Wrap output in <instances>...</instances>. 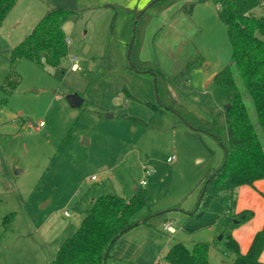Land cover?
I'll return each instance as SVG.
<instances>
[{
	"label": "rangeland",
	"instance_id": "1",
	"mask_svg": "<svg viewBox=\"0 0 264 264\" xmlns=\"http://www.w3.org/2000/svg\"><path fill=\"white\" fill-rule=\"evenodd\" d=\"M139 1L53 0L78 12L64 24L67 57L57 66L23 58L19 84L11 93L0 89V264H51L93 198L130 196L142 187L141 179L148 183L143 187L152 213L145 208L138 217L150 219L117 240L115 246H124L129 257H109L106 264H152L155 254L164 257L177 241L189 248L207 241L208 264H232L228 233L239 238L241 249L250 243L248 220L237 223V210L249 206L256 223H264V192L251 185L239 187L231 202L215 198L196 214L203 182L222 163L224 148L211 134L192 135L175 111H155L149 104L158 101L155 78L131 67L128 55ZM24 2L0 31V85L10 70L11 49L47 11L43 0ZM183 2L149 8L153 16L141 57L166 71L173 97L212 119L217 105L228 100L229 91L214 76L232 63V46L213 1L197 3L192 14L180 9ZM196 53L202 63L187 84L177 83L174 75ZM235 76L247 96L237 71ZM76 92L85 99L79 107L68 100ZM247 103L256 120L253 103ZM172 155L176 159L168 162ZM169 222L175 231L164 229ZM137 230L141 234L134 237Z\"/></svg>",
	"mask_w": 264,
	"mask_h": 264
},
{
	"label": "trees",
	"instance_id": "2",
	"mask_svg": "<svg viewBox=\"0 0 264 264\" xmlns=\"http://www.w3.org/2000/svg\"><path fill=\"white\" fill-rule=\"evenodd\" d=\"M17 1L0 0V27ZM43 1L47 5L46 13L33 32L10 51V70L0 85L6 93H11L20 82L17 66L21 59L28 58L42 66H57L68 55L69 41L64 24L78 12L73 8L59 7L53 0ZM178 1L151 0L150 3L155 11H161ZM207 1L217 5L232 46V63L214 76L215 82L229 91V109L225 108L226 103L212 119H205L195 115L169 93L166 71L157 61L141 57L146 26L153 16L149 9L144 13L142 9H134V28L128 51L130 66L151 73L155 78L158 101L149 102L155 111H175L191 127L189 132L192 135L201 138L202 133L211 134L224 148L222 163L203 182L196 211L198 216L208 209L213 199L231 202L239 187L254 186L257 180L264 179V0H185L180 9L192 14L197 3ZM202 58L199 53L189 58L174 75V80L187 84ZM235 71L240 74L247 96L239 87ZM247 99L254 105L256 120L251 115ZM225 207L227 211L229 205ZM145 208L152 213L148 192L143 186L129 197L118 194L97 197L78 229L62 242L51 264H106L117 240L150 219V214L138 217ZM244 214L245 218H242ZM251 217L250 212L244 211L237 219L242 222ZM226 243L234 254L232 264H264L260 258L264 251V225L255 233L246 252L230 233ZM210 249L211 243L207 241H198L192 248L177 241L155 264H208Z\"/></svg>",
	"mask_w": 264,
	"mask_h": 264
},
{
	"label": "crops",
	"instance_id": "3",
	"mask_svg": "<svg viewBox=\"0 0 264 264\" xmlns=\"http://www.w3.org/2000/svg\"><path fill=\"white\" fill-rule=\"evenodd\" d=\"M24 1H31V0H18L17 1V3L15 4V6L12 8V10L9 12V14L7 15V17H6V19H5V22H4V24L0 27V31H2V29L4 28V26L6 25V23H8V21H9V17H10V14L11 13H13V12H15L16 11V9H18L19 8V5H21V6H25V5H22L23 3H25ZM150 1L151 0H140L139 2L140 3H142L141 5H137L136 6V8L137 9H142V6H144L146 3H150ZM182 1H185V0H182ZM15 9V10H14ZM13 11V12H12ZM12 15V14H11ZM142 52H143V48H142V50H141V55H142ZM169 90H170V92H172V90L170 89V87H169ZM173 90H174V88H173ZM225 104H222V105H217V109H216V112H217V110L218 109H220L222 106H224ZM196 115V114H195ZM198 116V115H197ZM198 117H200V116H198ZM202 118H204V117H202ZM206 119V118H205ZM42 121V120H41ZM44 122V121H43ZM45 124V123H44ZM43 127H44V125H43ZM39 130V129H38ZM92 179L93 180H97V178L95 177V175H92ZM142 180V179H141ZM141 180H140V184H141ZM148 184V183H147ZM141 186H143L142 184H141ZM244 186V185H243ZM255 187H257L261 192H264V179H261V180H257L256 182H255V185H254ZM138 188V186H136L135 187V190ZM135 190L133 191V193L135 192ZM131 196V195H130ZM126 197H129V196H126ZM94 199H96V198H93L91 201H90V205H89V207H88V209H87V211L89 210V208H90V206H91V203L94 201ZM238 212H237V214H239V213H241V212H244V211H248V212H250L251 214H252V212H253V208H250L249 206H242V207H240L238 210H237ZM66 215V214H65ZM66 216H70V215H66ZM84 216V215H83ZM83 218V217H82ZM247 229H249V240H250V243H251V241H252V239H253V237H254V235H255V233L258 231V230H260L262 227H263V225H264V223L263 222H258V223H256V218H254L253 217V214H252V217L248 220V222H247ZM165 226H166V224L164 225V229L165 230H167L166 228H165ZM134 228V227H133ZM174 228H175V226H174ZM77 230V229H76ZM175 230H176V228H175ZM146 233V235H150V237H156L157 235V232H155V231H147V232H145ZM141 234V230H137L136 232H135V234L133 235L134 237H136V236H138V235H140ZM235 237L237 238V240L239 241V238L235 235ZM68 238V237H67ZM65 240V239H64ZM63 240V241H64ZM62 241V242H63ZM250 243H249V245H248V248H249V246H250ZM62 244V243H61ZM60 244V245H61ZM123 248H124V246H122V245H116L114 248H113V250H112V253H111V256H109V257H112L113 259H115V260H117V259H119L121 256H124V257H129L128 256V254H124V252L122 251L123 250ZM248 248L247 249H245V248H243L242 249V251L243 252H246L247 250H248ZM115 249H117V253H115ZM245 249V250H244ZM162 257H157L156 256V254L154 255V257L151 259L152 261H151V263L152 264H155L158 260H160ZM260 258H261V260L262 261H264V251L262 252V254H261V256H260ZM154 260V261H153ZM154 262V263H153ZM134 263H138L137 261H130V264H134ZM140 264V263H139Z\"/></svg>",
	"mask_w": 264,
	"mask_h": 264
},
{
	"label": "water",
	"instance_id": "4",
	"mask_svg": "<svg viewBox=\"0 0 264 264\" xmlns=\"http://www.w3.org/2000/svg\"><path fill=\"white\" fill-rule=\"evenodd\" d=\"M151 3L146 7V8H144L143 10H142V13H144L145 11H147L150 7H151ZM68 100H69V102H70V104L72 105V106H74V107H79V106H81L82 104H83V102H84V98L81 96V94H79L78 92H76V93H72V94H69L68 95ZM225 108L226 109H229L230 108V104L229 103H227L226 105H225ZM88 140H86V142H87ZM212 178V176L207 180V181H209L210 179ZM204 191H205V188L203 189V192H202V194L204 193ZM242 218H245V214L242 216ZM237 223H239L240 222V220H237L236 221Z\"/></svg>",
	"mask_w": 264,
	"mask_h": 264
},
{
	"label": "built area",
	"instance_id": "5",
	"mask_svg": "<svg viewBox=\"0 0 264 264\" xmlns=\"http://www.w3.org/2000/svg\"><path fill=\"white\" fill-rule=\"evenodd\" d=\"M44 125V122L43 121H40L39 124L37 125V129H40V127H42ZM176 159V155H172V156H169L167 158V161L168 162H173L174 160ZM141 184L143 186L147 185V180L146 179H142L141 180ZM66 215H69L68 212L65 213ZM165 228L168 230V231H175V228H174V225H173V222H169L166 224ZM134 264H139V263H134Z\"/></svg>",
	"mask_w": 264,
	"mask_h": 264
}]
</instances>
